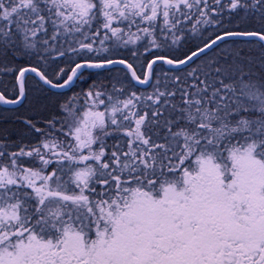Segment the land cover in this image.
<instances>
[{
  "label": "snow or ice",
  "instance_id": "obj_1",
  "mask_svg": "<svg viewBox=\"0 0 264 264\" xmlns=\"http://www.w3.org/2000/svg\"><path fill=\"white\" fill-rule=\"evenodd\" d=\"M0 264H264V0H0Z\"/></svg>",
  "mask_w": 264,
  "mask_h": 264
}]
</instances>
